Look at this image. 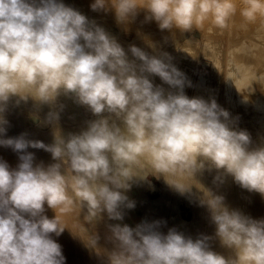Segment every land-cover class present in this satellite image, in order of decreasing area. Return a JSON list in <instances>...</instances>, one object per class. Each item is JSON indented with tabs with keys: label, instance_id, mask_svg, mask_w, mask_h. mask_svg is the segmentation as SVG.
Wrapping results in <instances>:
<instances>
[{
	"label": "clouds",
	"instance_id": "clouds-1",
	"mask_svg": "<svg viewBox=\"0 0 264 264\" xmlns=\"http://www.w3.org/2000/svg\"><path fill=\"white\" fill-rule=\"evenodd\" d=\"M244 3L247 21L264 17V0ZM89 7L112 12L125 30L142 12L144 22L180 33L209 18L225 28L237 11L233 0H92ZM145 43L151 54L135 44L125 50L64 0H0V147L18 159L15 167L0 159V264H66L53 238L65 229L56 210L78 203L89 223L105 213L123 221L124 210L135 207L125 191L149 175L163 177L182 196L194 195L195 188L214 234L193 238L175 227L165 233L162 220L109 224L107 264H264V218L231 208L197 180L214 172V185L231 177L264 198V141L255 143L214 96L189 97L185 89L193 83L173 57ZM61 97L95 119L63 134ZM13 98L32 102L33 120L53 129L51 143L28 139L27 133L7 136L4 114ZM29 148L49 153L52 162H36ZM213 239L230 255L214 251ZM99 241L94 233L89 247H100Z\"/></svg>",
	"mask_w": 264,
	"mask_h": 264
},
{
	"label": "bare ground",
	"instance_id": "bare-ground-1",
	"mask_svg": "<svg viewBox=\"0 0 264 264\" xmlns=\"http://www.w3.org/2000/svg\"><path fill=\"white\" fill-rule=\"evenodd\" d=\"M73 1L75 3H72L71 0H64V3L77 8L90 19H94L113 36L119 38L120 30L114 28L111 30L106 27L107 23L112 24L115 21L113 13L93 12L84 2ZM233 2L237 11L225 28L215 26L209 18L203 25H197L191 32L183 33L184 39H180L176 35L162 39L146 38L157 28H149L139 20L138 16L131 40H123L125 38L121 37L122 42L120 43L127 50L130 44H135L138 47L147 46L145 43V39H147L155 43L157 50L169 53L173 57V63L193 83V87L185 89L189 97L203 96L207 99L209 96H214L217 103L229 111L231 116L238 117V127L247 130L255 143H260L264 141V17L257 16L255 20L247 21L241 15V9L245 7L244 0H233ZM151 52L152 49H150V54ZM154 83L161 84V81L155 77ZM14 101L15 98L9 102L7 109L9 115L5 113V118L11 117L10 119L19 125L22 131L31 134L30 137H27L28 139L40 140L46 144L51 143L53 129L43 123L35 122L32 114L24 115L21 109L16 107ZM60 102L64 105L59 120V127L63 134L77 133L86 127L87 121L95 119L91 113L85 114L84 112L88 110L74 103L72 99L61 97ZM19 103L31 104L32 108L30 100L27 103L22 101ZM47 111V108L42 110L41 121ZM35 150L48 163L52 162L49 153L41 149ZM4 151L13 152L10 148H0V159L6 160L10 166L15 167L18 160L6 157L3 154ZM213 175H215L214 172H204L197 176V180L216 194L223 195L231 208L239 209L253 218H264V198L259 193L240 188L232 181L231 177H225L223 183L214 185ZM162 181L163 186L156 185L149 178L146 181L136 182L137 185H142L146 196L142 194L134 196L129 194L128 190L125 191V195L137 204H143L145 201V204L154 211H158L163 202L171 196L173 213L169 217V224H173L177 230L193 238L201 233L212 236L214 226L209 220L206 208L199 206L197 202L195 195L197 190L193 188L194 195L182 196L171 188L163 177ZM155 191L160 194L158 196L149 195ZM179 199L188 205L191 217L185 218L181 215L177 202ZM45 208V214L49 218H53L55 212L48 209L47 206ZM59 210H56V216ZM124 212V220L118 221L123 224L128 219L127 212L125 210ZM84 217L87 218L86 212L80 210L79 204L72 205L64 231L58 237L53 236L62 246L66 264H94V258L84 251L87 248L84 242L90 239V236L85 232L90 226L80 222ZM211 245L214 251L225 256L230 255L229 250L222 248L217 239H213ZM110 249L111 246H107V250ZM70 252L74 255L73 261L67 256Z\"/></svg>",
	"mask_w": 264,
	"mask_h": 264
},
{
	"label": "rangeland",
	"instance_id": "rangeland-1",
	"mask_svg": "<svg viewBox=\"0 0 264 264\" xmlns=\"http://www.w3.org/2000/svg\"><path fill=\"white\" fill-rule=\"evenodd\" d=\"M80 1L84 2L87 5V7L90 8L89 6L92 3V0H80ZM71 2L73 3L74 1L71 0ZM101 14H104V13L101 12ZM106 14H112V12H108ZM139 20L144 22V15H143L142 12L139 15ZM135 23L136 22H134L133 24L128 26L127 30H125L124 27L117 25V23L115 21L112 22L113 25L110 24V23H107L106 27H107V29L109 27L111 30H112V28L120 30L119 35H118L119 38L117 37V40L119 42H122V38H125L123 40H127V41L131 40V38L133 36V27H134ZM144 23L149 28L150 27H156L157 28L154 33L148 35V37H146V38L150 37V38H155V39H162V38H165V37L169 38L172 35H176L180 39H184V37H183L184 34L180 33L178 30L161 31V30L158 29V26H157V24L154 21L153 22H144ZM196 26L197 25H195L194 28ZM141 48H144L146 51H148L150 53V49L147 46H144V47H141ZM14 104L16 105L17 108L21 109V112L24 115L33 114V107L32 108L30 107L31 104H28V105H24V104H20V103L17 104L15 101H14ZM84 111H85V109H84ZM6 113L9 115L8 111H6ZM84 113L85 114H90L89 111H85ZM42 114L43 113L41 111L39 113V116H41ZM10 118L11 117L6 118L7 121L9 122V127H8V130H7V136L15 137V136L20 135L21 133H27V132L22 131L21 127L19 125L15 124V122L12 119H10ZM28 136L30 137L31 134L27 133V137ZM0 148H3V147H0ZM28 151L33 152L35 154L36 162L43 161L45 164H48V161L45 158H43L42 156L40 157V154L38 152H35L36 151L35 149L29 148ZM3 154L6 157L17 159V154L16 153L4 151ZM44 159L47 161V163H46V161ZM147 178L151 179L156 185L163 186L162 177L157 178L155 176L149 175ZM128 192H129V194L134 195V196L139 195V194H142V195H145V196L147 195L146 192H144V188L142 187V185L139 186L136 183H133L131 185V187L128 190ZM159 194H160V192L155 191L153 193H150L149 195L150 196H158ZM179 200H177V202H178V205L180 206L181 215L183 217H185V218L191 217V210L188 207V205H186L184 201H181V199H179ZM172 204H173V199H171V196H169L163 202L161 208L158 211L152 210L149 207V205L145 204V201L143 202V204L135 203V207L133 209H125V211L127 212V215H128V219H127V222L125 224H128L131 227H134L136 224H138V223H140L142 221L151 222L153 220H162V221H164L166 223L161 227L160 230L162 232L166 233L168 227L169 228L174 227V225L171 224V223L169 224V221H168L170 215L173 213ZM70 212H71V206L66 208V209H60L58 211V214H57L58 217L57 218L59 219L60 224H61V226L63 228H65L66 225H67V221L69 219ZM80 222L81 223H85V224L90 226V228L85 231L88 236H91L94 233H97L100 236V241H99L100 247H98V248L89 247L90 239L86 240L84 242V244L87 246V248L84 250L85 253L94 258V262H93L94 264H107V258H106V256H107V252H106L107 246H111L112 247L111 243L107 240V236L109 235V232H108V229H107V225L114 224V223H120V222L109 220L106 213L102 214V218L99 219L98 221H96L95 223H89L88 218H86V217L82 218L80 220ZM67 256H68V258L70 260L71 259H72V261L74 260L73 253L70 252L69 254H67ZM96 260H99V262H96Z\"/></svg>",
	"mask_w": 264,
	"mask_h": 264
}]
</instances>
